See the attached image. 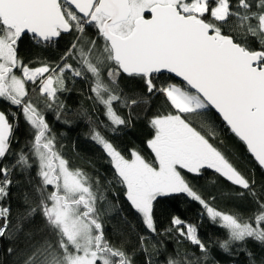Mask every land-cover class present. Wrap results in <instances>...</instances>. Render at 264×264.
Here are the masks:
<instances>
[{"label": "snow or ice", "instance_id": "1", "mask_svg": "<svg viewBox=\"0 0 264 264\" xmlns=\"http://www.w3.org/2000/svg\"><path fill=\"white\" fill-rule=\"evenodd\" d=\"M81 122L103 172L64 150ZM219 256L264 264V0H0V264Z\"/></svg>", "mask_w": 264, "mask_h": 264}, {"label": "trees", "instance_id": "2", "mask_svg": "<svg viewBox=\"0 0 264 264\" xmlns=\"http://www.w3.org/2000/svg\"><path fill=\"white\" fill-rule=\"evenodd\" d=\"M68 37H65L64 40L60 41V48L65 46ZM23 50L25 53H28L29 47L27 42L22 45ZM59 53L58 51H53L47 53V55L51 57L57 56ZM81 97L73 93L70 98L67 100V103L70 107L78 108L80 106ZM85 106H87V102H85ZM49 119L52 120L53 117L51 114L49 115ZM57 128L60 132L65 133V138L63 140L64 150L68 156H71L75 163L80 165L81 167H86L89 171H91V167L87 164V161L91 160L95 163L96 167L99 168L102 172L107 167L106 163L101 159V153L99 149L91 143L89 140L86 139L85 133L87 132V127L81 122L78 124L73 125L72 130L68 131L65 128L60 127L57 125ZM147 129L144 127L143 124L138 123L136 128L128 131L126 134H121L117 139V143L122 145H128L132 142L139 143L147 133ZM221 139L225 141L227 149L236 155L238 162L241 159V153H243V147L239 145L234 138L231 136L230 133H227L226 130L221 131ZM74 145V147H73ZM243 166V165H241ZM257 175L259 177V170L257 169ZM211 178V174L209 173L208 179ZM199 184H204L205 180H198L196 181ZM122 199V198H121ZM165 208L170 209L181 215L182 217L188 219L189 221L196 222L197 221V205L196 204H184L181 201L173 200L165 203L163 205ZM126 207V205H125ZM161 223H166L167 220V213H162L160 215ZM112 223L116 224L117 226L120 225L119 218H113ZM109 230H111V226H109ZM200 233L202 236H215L218 234L217 229L213 226L208 224L207 222L203 223L200 228ZM169 250L172 248V244L168 245ZM218 258L221 259L222 264H228L227 258L223 256H219Z\"/></svg>", "mask_w": 264, "mask_h": 264}]
</instances>
